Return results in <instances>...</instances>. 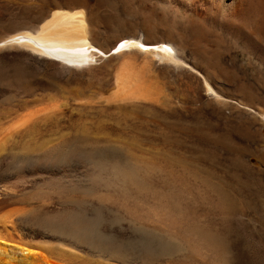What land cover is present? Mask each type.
<instances>
[{
  "label": "rangeland",
  "instance_id": "obj_1",
  "mask_svg": "<svg viewBox=\"0 0 264 264\" xmlns=\"http://www.w3.org/2000/svg\"><path fill=\"white\" fill-rule=\"evenodd\" d=\"M40 9L0 0V36L15 23L33 21ZM122 14L117 18L125 32L151 39V31L132 28L137 16ZM103 29L105 37L98 40L105 46L114 35ZM221 39L212 60L220 68L224 104L214 101L188 65L167 71L171 64L153 59L150 70L165 96L122 103V110L102 98L116 64L112 51L73 71L34 55L23 66L26 53L0 50V69L28 85L17 90L0 80V121L50 107L0 147V215L17 211L21 231L72 251L77 257L70 264H209L193 256L179 236L146 222L135 201L119 190L120 168L157 184L181 183L197 198L184 204L195 221L190 226L216 238L226 264H264V114L256 113L264 111V54L245 53ZM185 54L191 56L189 50ZM221 201L225 209L215 204Z\"/></svg>",
  "mask_w": 264,
  "mask_h": 264
},
{
  "label": "bare ground",
  "instance_id": "obj_2",
  "mask_svg": "<svg viewBox=\"0 0 264 264\" xmlns=\"http://www.w3.org/2000/svg\"><path fill=\"white\" fill-rule=\"evenodd\" d=\"M17 1H20L21 4L25 3L30 8L31 6L40 7L42 10L40 9V14L33 21L15 23L4 32L0 36V50L15 49L26 53L22 60L23 66L28 65L29 55H34L55 61L60 66L73 68V71L79 68L85 69L90 63L93 64L96 57L98 59L99 55L112 51L109 57L113 61L115 60L116 64L110 74V90L106 95L104 94V97H101L105 99V102L108 101V104L109 102H113V105L115 103L116 110L123 109L122 103L134 105L136 101L140 100L156 102L165 96L162 82H159L157 76L155 77L152 74L153 71L150 70L152 63L150 60L157 59L171 64L172 67L168 66L167 71L179 67L181 63L188 65L200 76V80L197 82H200L205 91L213 96L214 101L222 105L224 101L221 98H225V96L220 87V68L212 60L217 43L221 42V38H227L229 43L241 47L245 53L261 52L264 54V0ZM119 10H122L124 15L126 13L137 16L140 22H137L138 20L134 22L132 28L134 27L135 31L139 30L140 34L141 32L146 34L152 32V37L155 34L154 38L143 39L145 35L137 37L138 35L134 36L125 32L126 28L117 18ZM105 27L110 29L109 31L114 36L104 46L98 39L100 36L105 37L102 31ZM187 50L190 51V57L185 54ZM21 52L20 54H23ZM8 73V70L0 69V80H4L3 83L6 82L11 86L10 88L16 89L25 83L22 76L11 77ZM26 84L24 86H28ZM24 86H21L20 89H23ZM15 92L17 91L15 90ZM46 105L48 106V104ZM244 106L255 111L251 106ZM54 107H56L55 104ZM49 110L50 107L40 106V108L17 114L9 120L0 121V147L14 133L30 128L29 126L35 118L38 119L41 115L49 114ZM256 111L257 115L263 116L264 111L258 109ZM244 114L247 115L246 112ZM37 116L39 117L37 118ZM250 116L253 120H257L255 115L248 113V117ZM261 123L264 125V121ZM262 137H264L263 134ZM113 168L115 169L114 166ZM119 170L121 169L119 168ZM119 170H116L118 173L116 175H118V183L122 189L117 188V190H122L124 196L135 201L133 203L140 207L147 221L144 219L145 217L142 219L166 229V231L163 230L166 233L169 231V233L179 236L181 239L178 240L187 244L193 256L208 258L209 264H226V256L216 243V238L209 233L197 230L198 228L194 229L195 226H190L192 221L189 220L190 211L184 204L188 205L187 202L185 203V201H189L186 198H191L194 202L197 200L196 196L192 195L193 192L189 193L187 188L180 185L181 183L178 184L170 179L157 184L136 171L125 173V169H123L124 172ZM116 171L114 172L116 173ZM106 185L104 184V186ZM103 189L106 190V188ZM147 190H151L150 193H152H147ZM215 204L220 209L226 208L223 201L215 202ZM19 208L21 209V207ZM16 212H13L12 209L0 215V264H70L69 258L77 257L72 254V251H66L59 246L43 241L44 235L35 236L26 234L25 231V233L22 232L17 217H14ZM69 223L72 226L71 222ZM77 224H81V221ZM193 224L195 225V221L191 225ZM74 225L76 224L74 223ZM204 263L198 262L197 264Z\"/></svg>",
  "mask_w": 264,
  "mask_h": 264
}]
</instances>
